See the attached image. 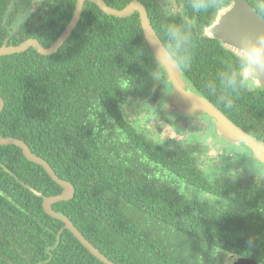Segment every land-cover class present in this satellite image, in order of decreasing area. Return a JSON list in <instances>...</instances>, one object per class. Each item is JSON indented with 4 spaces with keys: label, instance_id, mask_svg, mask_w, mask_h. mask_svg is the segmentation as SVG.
<instances>
[{
    "label": "trees",
    "instance_id": "trees-1",
    "mask_svg": "<svg viewBox=\"0 0 264 264\" xmlns=\"http://www.w3.org/2000/svg\"><path fill=\"white\" fill-rule=\"evenodd\" d=\"M77 1L0 0V48L30 39L51 48ZM103 1L118 10L140 2L178 70L264 143V86L229 83L235 56L215 63L217 47L202 32L216 0H181V15L166 14V0ZM165 75L138 12L117 18L87 1L56 53L31 47L0 58V137L26 143L75 188L53 209L115 264H208L218 252L264 264V173L212 180L191 164L194 150L144 142L123 116L133 90L163 114ZM173 184L182 191L169 190ZM62 192L22 149L0 145V264H103L45 212L44 201Z\"/></svg>",
    "mask_w": 264,
    "mask_h": 264
},
{
    "label": "water",
    "instance_id": "water-1",
    "mask_svg": "<svg viewBox=\"0 0 264 264\" xmlns=\"http://www.w3.org/2000/svg\"><path fill=\"white\" fill-rule=\"evenodd\" d=\"M92 2L99 6V8L107 15L115 16L117 18H126L131 14L138 12L140 15L142 28L145 37L156 55L160 63L166 68L169 76L174 84L175 90L177 92V98L183 103V108L187 113H209L219 123L220 132L235 140L236 142H244L252 151L255 157L264 164V143L250 137L237 125L231 122L227 117H225L221 112H219L212 104L202 97L195 96L188 93L185 90V86L182 82L181 74L173 62L171 55L163 47L162 43L158 39L157 33L155 32L146 8L138 1H133L128 6L122 10H118L108 6L103 0H78L76 5V10L72 21L67 27L64 34L57 40V42L51 48H43L39 45L37 40L30 39L17 47L3 46L0 48V58L6 55L17 54L24 52L28 48L33 47L39 53L43 55H52L56 53L63 44L71 37L75 28L80 21V15L85 2ZM219 33L222 36L223 41L228 42L232 46L238 44L243 36H258L264 33V21L257 15L252 6L246 0H235L233 6L224 11L221 14V19L219 22ZM235 49V48H234ZM237 50V49H236ZM257 76V80L264 85V67H261ZM181 103V104H182ZM180 104V103H179ZM4 101L0 96V112L4 108ZM0 145L4 146H17L23 150L24 155L28 158L30 162H34L42 166L49 176L55 181L59 186L62 187L63 192L59 196L49 197L44 201L43 207L45 212L65 224V229L72 232L75 237L82 243V245L98 260L103 264H115L105 255L100 253L77 229L73 222L68 218L58 214L53 206L60 202L71 201L75 197V188L68 182L59 178L53 168L49 163L43 158L35 155L29 146L21 140L17 139H3L0 137ZM227 264H262L255 260L248 258H242L240 256L228 255Z\"/></svg>",
    "mask_w": 264,
    "mask_h": 264
},
{
    "label": "flooded vegetation",
    "instance_id": "flooded-vegetation-1",
    "mask_svg": "<svg viewBox=\"0 0 264 264\" xmlns=\"http://www.w3.org/2000/svg\"><path fill=\"white\" fill-rule=\"evenodd\" d=\"M175 1L176 8L172 9L171 13H169V11L166 10V6V14L181 15L183 11V3L181 0ZM234 1L235 0H224L222 6L217 8L213 14L210 24L202 28L204 36L210 40L208 41L210 42V45L217 47L211 50V57L215 63H217L219 59L227 62V58L229 56H232L233 54L236 57L238 54L237 50L234 49L231 44L223 41L218 30V25H216L220 22L221 14L224 11L230 9L233 6ZM246 1L252 6L257 15L264 21V0ZM208 42L206 43L208 44ZM223 55L225 59H223ZM235 57L233 58L235 59ZM214 70L221 69L214 66ZM221 72L225 71L221 70L220 73ZM166 73L167 75H165V77H160V80H162L161 88L158 90V94L161 97V100L159 101V107L161 110H163V114L156 113L154 110L155 105L150 104L147 100L143 101L138 99L135 95L136 92L133 90L128 94V99L130 98L128 104L122 107L123 116L126 117L129 124L134 126L133 128L142 136L144 142L149 144L154 142L157 145H162L164 147L171 146L172 148L180 147L185 149L188 147L189 151L194 150L195 152L192 155L188 153V156L195 161L191 162V164L194 167L196 166L198 169H201V171L208 175L212 180H216L218 177L229 176L231 174H235L239 177L248 175L249 173L245 174L246 172H242L240 170V165L233 164L235 155L231 152H228L230 149L235 148L245 149V147H247L245 146L246 144L238 142L231 144L232 141H230V139L225 137L220 132L219 123L215 117L209 113H170L167 111L166 104L169 98L174 94L177 95V92L167 70ZM180 74L182 77V82L185 86V90L188 93L202 97L212 104L217 110L220 109L218 106L214 105L204 97L202 94L203 92H201L196 87V85L189 80V77L184 74L183 71H181ZM243 84L250 88H262L263 86H259L255 80ZM160 125H165L166 128L169 127L172 131H174L171 133L172 136L169 135L162 139L163 137L161 136L164 133H161L163 128L160 127ZM153 129H157L158 131ZM205 141H210V144L213 146V148L222 155V161L215 163V159L211 160V158L206 157L207 147L204 144ZM159 172L162 173V175H160L161 178L165 179L164 176H166V171L161 170ZM159 172L157 174L158 176ZM182 187L183 186L180 184H173L169 187V190L172 189V191H182ZM190 192L193 194L192 191ZM203 197L204 199L206 198L204 194ZM225 261L227 260L225 259Z\"/></svg>",
    "mask_w": 264,
    "mask_h": 264
},
{
    "label": "rangeland",
    "instance_id": "rangeland-1",
    "mask_svg": "<svg viewBox=\"0 0 264 264\" xmlns=\"http://www.w3.org/2000/svg\"><path fill=\"white\" fill-rule=\"evenodd\" d=\"M166 1L168 2L166 10L169 11V13H171L172 9L176 8V1L175 0H166ZM219 24L220 23H217L216 25H218V27H219ZM254 80L256 81V83L259 86L263 85L257 79H254ZM181 103L182 102H180L178 100L177 95L174 94L172 97L169 98V100L166 104V109L170 113H177V112L185 113L186 111L183 108V103L182 104ZM160 127L163 128L161 133H164L161 136V137H163L162 139L166 138L169 135L172 136L171 133H173L174 131H172L169 127L166 128L165 125H160ZM153 130L158 131L157 129H153ZM224 136L227 137L226 135H224ZM227 138L230 139L229 137H227ZM230 141H232L231 144L237 143L233 139H230ZM204 144L207 147V151H206V157L207 158H211V160L215 159L214 160L215 163L222 161V158H221L222 155L213 148V146L210 144V141H205ZM248 148L247 147H245V149L235 148V149H230L228 151V152H231L232 154L235 155L233 164L234 165H237V164L240 165L241 166L240 170L242 172H246L245 174H247V173L250 174L253 172L254 173H264V165H261L258 162L259 160L253 154V151H250L249 150L250 148L249 149ZM258 164H259V167H258ZM199 198L201 200L204 199L203 195H200ZM225 259L228 260V256L218 252L209 259L208 264H226L227 261H225Z\"/></svg>",
    "mask_w": 264,
    "mask_h": 264
},
{
    "label": "clouds",
    "instance_id": "clouds-1",
    "mask_svg": "<svg viewBox=\"0 0 264 264\" xmlns=\"http://www.w3.org/2000/svg\"><path fill=\"white\" fill-rule=\"evenodd\" d=\"M222 4L223 0H216L217 8ZM233 47L237 49L238 54L235 57V74L229 83H249L258 79L257 72L264 67V33L258 36H243Z\"/></svg>",
    "mask_w": 264,
    "mask_h": 264
}]
</instances>
